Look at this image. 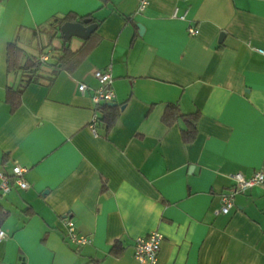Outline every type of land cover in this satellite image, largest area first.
Listing matches in <instances>:
<instances>
[{
    "label": "crops",
    "instance_id": "0c3cea01",
    "mask_svg": "<svg viewBox=\"0 0 264 264\" xmlns=\"http://www.w3.org/2000/svg\"><path fill=\"white\" fill-rule=\"evenodd\" d=\"M137 8L138 0H0V172L19 165L29 183L0 193L9 212L0 264H139L135 240L152 232L163 235L157 264H264V182L218 213L235 173L264 172V55L255 50L264 48V0ZM69 13L92 15L100 39L73 72L52 76L63 41L49 44L38 28ZM12 42L25 56L48 53L14 112ZM82 44L72 36L73 50ZM105 68L119 115L94 132L93 73ZM170 104L199 115L192 142L184 120L163 121ZM66 218L92 242L70 241Z\"/></svg>",
    "mask_w": 264,
    "mask_h": 264
},
{
    "label": "trees",
    "instance_id": "16d2710c",
    "mask_svg": "<svg viewBox=\"0 0 264 264\" xmlns=\"http://www.w3.org/2000/svg\"><path fill=\"white\" fill-rule=\"evenodd\" d=\"M84 19H90L91 23L99 24L90 14L86 16H77L76 14L69 13L63 17L53 16L38 28L39 31L47 34L49 44L56 38L63 41L61 48L53 49V51L58 50L59 55L54 57L55 61L52 63L51 70L52 76H55L60 71L73 72L98 44L100 37L96 34V30L88 37L83 38V44L76 50H73L70 46L72 37H64L62 35L61 26L65 22H83ZM6 62L10 70L20 73V81L17 86L8 88L7 90V101L11 106V112H14L21 104V97L25 87L30 83L39 82L42 77L41 72L46 62L42 61L39 56L37 58L25 56L23 51L13 42L6 45ZM95 110L99 113V115H97L96 126H98V122L104 123L106 129H109L115 123L119 115L117 106L109 105L108 103L99 105ZM198 116V114L188 115L181 113L177 107L170 104L167 105V109L163 115V121L167 124H171L178 119L184 120L186 126L181 130L183 140L185 142H192L197 135L194 122L198 119ZM8 216L9 212L4 209L0 202V226L6 221ZM117 247L118 244H115L114 248L116 249Z\"/></svg>",
    "mask_w": 264,
    "mask_h": 264
},
{
    "label": "built area",
    "instance_id": "2783aa9c",
    "mask_svg": "<svg viewBox=\"0 0 264 264\" xmlns=\"http://www.w3.org/2000/svg\"><path fill=\"white\" fill-rule=\"evenodd\" d=\"M148 0H138V12H142L147 8ZM175 11L173 16H177ZM184 18V17H181ZM189 34L194 35L198 32L197 28L190 26L188 28ZM255 50L264 55V48L256 47ZM39 58L42 61L48 60V53L44 50L39 54ZM95 80L99 83V87L94 90L92 100L95 104V108L103 103H109L114 101V90H113V76L110 68L96 69L93 73ZM79 90L84 92L86 90L85 84L79 85ZM97 113V112H96ZM96 121L97 115L94 114L91 121V128L96 132ZM26 169L14 165L11 169V173L7 174L0 172V193L7 194L11 191L12 187L16 186L18 189L26 190L29 188V183L25 178ZM234 183L232 187L224 192L221 196L222 205L218 213H228L233 207V198L235 194L244 192L246 189L253 188L264 182V172L257 171L250 177H245L242 173H235L233 175ZM67 226V237L70 241L75 243L77 246H83L91 243V239L88 236L79 234L76 229L74 222L66 218ZM6 238L5 231L0 227V240ZM163 235L159 232H152L147 236L139 237L134 243V257L139 264H157L158 252L160 244L162 242Z\"/></svg>",
    "mask_w": 264,
    "mask_h": 264
},
{
    "label": "water",
    "instance_id": "95a60500",
    "mask_svg": "<svg viewBox=\"0 0 264 264\" xmlns=\"http://www.w3.org/2000/svg\"><path fill=\"white\" fill-rule=\"evenodd\" d=\"M96 27L97 24L91 23L90 19H84L83 22L68 21L61 26V33L64 37L77 36L80 38H85L93 33L96 30ZM108 104L115 105V102H109Z\"/></svg>",
    "mask_w": 264,
    "mask_h": 264
}]
</instances>
